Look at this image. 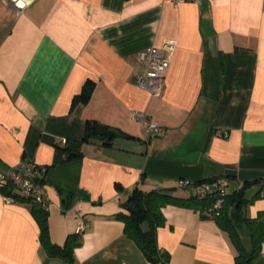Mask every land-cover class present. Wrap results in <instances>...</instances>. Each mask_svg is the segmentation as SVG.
I'll return each instance as SVG.
<instances>
[{
	"label": "crops",
	"instance_id": "crops-1",
	"mask_svg": "<svg viewBox=\"0 0 264 264\" xmlns=\"http://www.w3.org/2000/svg\"><path fill=\"white\" fill-rule=\"evenodd\" d=\"M169 39L175 49L154 97L137 85V52ZM86 82L89 99H77ZM134 109L159 125L156 136L145 140ZM87 122L123 136L78 143ZM25 159L46 167L37 182L51 241L87 227L73 261L50 256L29 204L0 191V264H152L118 217L136 185L218 177L226 195H258L242 216L264 212V0H33L18 14L0 0V168ZM162 211L156 238L168 264H236L214 219L172 204ZM251 264H264V243Z\"/></svg>",
	"mask_w": 264,
	"mask_h": 264
},
{
	"label": "trees",
	"instance_id": "trees-1",
	"mask_svg": "<svg viewBox=\"0 0 264 264\" xmlns=\"http://www.w3.org/2000/svg\"><path fill=\"white\" fill-rule=\"evenodd\" d=\"M91 90V82H86L76 98L87 101ZM93 125L94 122H87L84 135L78 143L88 141L93 136L104 137L94 130ZM250 183L252 182L247 181L243 183V186ZM177 188L187 190V192L182 193L175 188L169 190L154 188L146 191L136 185L121 203L124 211L120 212L118 217L123 220L124 232L135 241L147 260L152 264H168L169 262V253L157 244L156 232L157 227L162 225L165 219L162 208L172 204L193 208L199 211L202 218L214 219L227 233L235 248L236 264H251L260 253L262 243H264V212L260 211L256 217H248L242 216L239 209L243 203L252 201L258 195L245 198L242 191L225 195L220 209L212 211L209 207L216 199L215 191L198 195L193 191L192 185L180 186L179 180ZM13 190L11 186L0 189L4 194H9ZM238 199L240 200L238 212L234 214L233 207ZM16 200L29 204L30 212L39 226L40 242L46 252L50 256H57L69 262L73 261L74 248L80 243L78 234L69 235L61 245L53 243L49 236L47 209L42 208L32 199L17 196Z\"/></svg>",
	"mask_w": 264,
	"mask_h": 264
},
{
	"label": "built area",
	"instance_id": "built-area-1",
	"mask_svg": "<svg viewBox=\"0 0 264 264\" xmlns=\"http://www.w3.org/2000/svg\"><path fill=\"white\" fill-rule=\"evenodd\" d=\"M12 3L15 13L29 5L33 0H8ZM177 5L186 0H173ZM201 3V0H191ZM176 41L167 40L161 47L149 46L137 52L138 59L145 63V72L137 77V85L150 93L151 96L160 97L165 87V72L169 66L171 56L175 49ZM131 116L141 126L145 140H149L158 134L159 125L151 120L145 110H132ZM62 143H66L63 139ZM45 166L39 165L33 159H25L5 169L0 168V189L11 186L14 190L9 194H3L6 202L15 201L17 196L32 199L42 208L47 209L48 198L43 185L37 182V178L44 173ZM192 185L193 191L198 195H204L215 191L216 199L209 210H219L225 197V181L222 178H213L191 183L188 179H180L179 185ZM87 227L86 222H81L76 229L81 234Z\"/></svg>",
	"mask_w": 264,
	"mask_h": 264
},
{
	"label": "water",
	"instance_id": "water-1",
	"mask_svg": "<svg viewBox=\"0 0 264 264\" xmlns=\"http://www.w3.org/2000/svg\"><path fill=\"white\" fill-rule=\"evenodd\" d=\"M94 130L101 136L105 137H117V136H123L119 131H117L113 127H108L107 125L96 123L93 125ZM68 148L71 151L73 155H76V148H77V142L72 140L68 142ZM240 203V200L238 199L233 207V213L236 214L238 212V205Z\"/></svg>",
	"mask_w": 264,
	"mask_h": 264
}]
</instances>
